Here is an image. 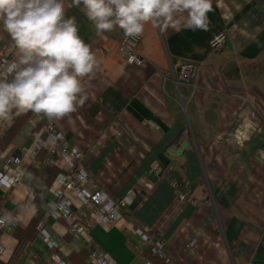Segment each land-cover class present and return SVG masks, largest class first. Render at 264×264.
Here are the masks:
<instances>
[{"label": "crops", "instance_id": "0c3cea01", "mask_svg": "<svg viewBox=\"0 0 264 264\" xmlns=\"http://www.w3.org/2000/svg\"><path fill=\"white\" fill-rule=\"evenodd\" d=\"M62 2L66 15L76 18L98 68L83 82L89 97L85 105L55 120L67 140L84 152V165L92 175L86 185L127 202L112 228L95 223L88 210L77 212L76 222L85 227L79 237L69 232L70 219H55L45 210L40 222L69 264H96L90 258L93 248L118 264H145L148 259L165 264L160 257L145 255L136 227L164 237L169 255L179 264H264V0H211L208 30L146 24L137 47L147 58L142 65L126 61L119 48L122 29L97 34L82 0L79 5ZM222 30L228 45L211 52L208 41ZM4 45L19 60L0 23V47ZM184 62L200 66L196 89L175 81ZM40 115L32 113L0 153L1 172L9 157L31 144L32 132L41 133L44 149L25 164L22 182L11 188L0 185V213L19 209L22 229L36 211L33 169L44 172L53 165L61 170L58 164L45 163L51 144L45 141L47 122H39ZM16 119L8 125L0 121V141ZM185 142L184 159L168 153ZM155 163L162 168L152 172ZM171 177L190 188L186 200L179 199ZM49 189L42 199L45 207ZM14 230L0 227L2 261L17 247ZM193 237L199 240L198 251L189 255L184 247ZM50 253L37 228L16 264H55Z\"/></svg>", "mask_w": 264, "mask_h": 264}, {"label": "clouds", "instance_id": "9594fccd", "mask_svg": "<svg viewBox=\"0 0 264 264\" xmlns=\"http://www.w3.org/2000/svg\"><path fill=\"white\" fill-rule=\"evenodd\" d=\"M79 5L81 0H75ZM97 34L123 30L141 35L151 23L178 30H208L211 0H82ZM0 23L20 58L10 81L0 80V121L27 112L63 119L89 99L84 80L98 61L79 35L76 18L62 0H0Z\"/></svg>", "mask_w": 264, "mask_h": 264}, {"label": "built area", "instance_id": "2783aa9c", "mask_svg": "<svg viewBox=\"0 0 264 264\" xmlns=\"http://www.w3.org/2000/svg\"><path fill=\"white\" fill-rule=\"evenodd\" d=\"M139 40L140 35L135 37L124 35L120 41L119 48L125 53L126 61L129 64L142 65L147 61V58L137 50ZM227 45L228 34L223 30L214 33L208 41L209 49L214 53L223 51ZM17 63L18 59L11 46L4 45L0 47L1 80L10 81L13 78ZM199 70L200 66L198 64L184 62L180 65L177 76L175 75V81L178 84H190L193 89H196ZM42 119L47 122L44 128L46 133L45 141L51 144L45 163L58 164L61 168L49 189L51 199L46 203L47 214L55 219H70L72 223L69 227V232L76 237L85 233V227L76 222L77 212L82 210H88L90 217L99 225L106 228L116 226L124 215V209L127 204L126 198H113L105 189L100 187L89 188L86 184L92 180V175L84 165V152L67 140L64 131L55 119H49L41 114L38 121L41 122ZM13 120L14 117L11 121L5 122L4 125L10 124ZM150 123L158 127L156 123ZM31 136L33 139L29 146L23 147L20 153L6 160L4 170L0 172V185L11 188L22 182L26 174L25 164L34 162L43 147V143L39 139L41 138L39 131L32 132ZM161 168L159 163H155L151 167V171L155 172ZM168 171L171 173L172 168L168 167ZM170 180L172 185L178 189L179 199L182 201L186 200L191 193L187 184L176 177H171ZM28 197L30 199L34 198V193L30 191ZM19 223V209L13 214L0 213V227L6 231L11 232ZM37 228L39 236L51 250V260L55 264H69L59 249V243L46 230L44 221H41ZM136 229L145 242L144 251L148 250L153 255L162 258L165 264H179L169 255L164 237L151 235L140 227H136ZM198 243L197 237L190 239L184 247L185 253L195 255L198 251ZM3 251L4 246L0 239V255ZM90 258L96 264H118L115 258L106 256L98 248L92 249ZM145 264L154 263L148 259Z\"/></svg>", "mask_w": 264, "mask_h": 264}, {"label": "trees", "instance_id": "16d2710c", "mask_svg": "<svg viewBox=\"0 0 264 264\" xmlns=\"http://www.w3.org/2000/svg\"><path fill=\"white\" fill-rule=\"evenodd\" d=\"M32 113L33 112H27V113H23L17 116V119L15 120L14 124L9 128V130L6 132V134L2 137V140L0 141V153L7 147L10 141L15 137V135L22 128L26 120L30 117V115H32ZM43 149L44 148H42L39 151L37 158ZM45 169L46 170L44 172H40L36 168L33 169L34 182L32 183V189L36 192V196L33 201L34 206L36 207L35 214L30 224L25 229H22L17 226V228L13 231V234L18 239L17 247L15 248L9 260L6 262L0 260V264H16L20 256L22 255L26 245L30 241L34 240L36 237L38 223L40 222L46 210V207L42 203V199L46 195L48 189L50 188L51 183L54 181V179L60 172L59 168L53 165L47 166V168ZM145 251H148V250H145ZM148 252H145V255L155 260L159 258L158 256L153 255L150 251Z\"/></svg>", "mask_w": 264, "mask_h": 264}, {"label": "water", "instance_id": "95a60500", "mask_svg": "<svg viewBox=\"0 0 264 264\" xmlns=\"http://www.w3.org/2000/svg\"><path fill=\"white\" fill-rule=\"evenodd\" d=\"M187 144H188V142H185L179 149H174V148L169 149L168 153L172 154L174 156H181L184 159L183 152H184V149H185Z\"/></svg>", "mask_w": 264, "mask_h": 264}, {"label": "rangeland", "instance_id": "374dc122", "mask_svg": "<svg viewBox=\"0 0 264 264\" xmlns=\"http://www.w3.org/2000/svg\"><path fill=\"white\" fill-rule=\"evenodd\" d=\"M43 148V147H42Z\"/></svg>", "mask_w": 264, "mask_h": 264}]
</instances>
